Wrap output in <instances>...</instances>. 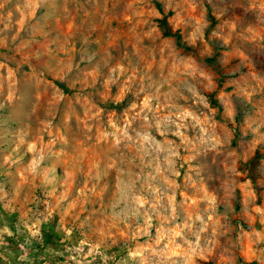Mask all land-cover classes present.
Here are the masks:
<instances>
[{
  "label": "rangeland",
  "instance_id": "374dc122",
  "mask_svg": "<svg viewBox=\"0 0 264 264\" xmlns=\"http://www.w3.org/2000/svg\"><path fill=\"white\" fill-rule=\"evenodd\" d=\"M14 246L264 264V0H0V264Z\"/></svg>",
  "mask_w": 264,
  "mask_h": 264
},
{
  "label": "trees",
  "instance_id": "16d2710c",
  "mask_svg": "<svg viewBox=\"0 0 264 264\" xmlns=\"http://www.w3.org/2000/svg\"><path fill=\"white\" fill-rule=\"evenodd\" d=\"M159 26L160 28L163 30L164 35L166 37H171L174 38L176 44L178 47L183 48L185 51H193V48L190 46H187L183 41H182V37L179 33H173L171 31L170 25L168 23L167 17L165 16L163 19L159 20ZM57 85L62 88L65 92H69V89L61 84V83H57ZM215 102V101H214ZM215 105L217 104L216 102L214 103ZM112 108H120L121 106L118 104H110Z\"/></svg>",
  "mask_w": 264,
  "mask_h": 264
},
{
  "label": "flooded vegetation",
  "instance_id": "af4514ba",
  "mask_svg": "<svg viewBox=\"0 0 264 264\" xmlns=\"http://www.w3.org/2000/svg\"><path fill=\"white\" fill-rule=\"evenodd\" d=\"M10 260V264H16V262H22L21 264H27L22 258L25 256V251L20 246H14L4 253Z\"/></svg>",
  "mask_w": 264,
  "mask_h": 264
}]
</instances>
